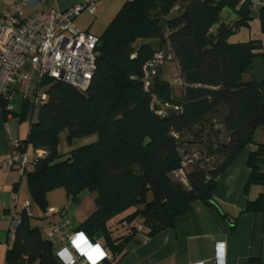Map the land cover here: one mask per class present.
<instances>
[{
	"label": "trees",
	"instance_id": "1",
	"mask_svg": "<svg viewBox=\"0 0 264 264\" xmlns=\"http://www.w3.org/2000/svg\"><path fill=\"white\" fill-rule=\"evenodd\" d=\"M214 1L213 6L202 0H130L97 37L95 71L85 91L45 78L47 100L33 121L28 99L13 113L0 98L4 116L21 122L31 117L22 149L45 152L34 158L25 178L42 219L50 191L64 189L75 203L82 191L93 194L95 210L77 230L102 239L114 261L135 234V221L153 236L173 228L176 217L196 202L220 211L213 199L217 177L255 144L256 130L264 127V82L243 80L253 58H264V46L256 39L230 41L255 13L264 35V6L252 10L250 0ZM223 10L234 16L227 24ZM161 51L177 64L179 97L161 70L144 85L143 67ZM64 132L69 147L95 140L75 146L61 160ZM186 151V156L200 151L210 160L182 168ZM246 164V188L264 186V144H255ZM181 169L183 176L173 178ZM246 211L264 212V194L249 201ZM33 218L34 213L21 214L8 264H57L51 239L33 226ZM229 225L233 228L235 220ZM121 227L124 233L116 236Z\"/></svg>",
	"mask_w": 264,
	"mask_h": 264
},
{
	"label": "crops",
	"instance_id": "2",
	"mask_svg": "<svg viewBox=\"0 0 264 264\" xmlns=\"http://www.w3.org/2000/svg\"><path fill=\"white\" fill-rule=\"evenodd\" d=\"M81 2L82 0H0V15L12 4H18L23 16L28 17L34 13L48 16L52 10L64 11L81 4ZM126 2L128 1L95 0L94 12L92 14L86 11L82 12L73 20V25L79 31L99 37L118 13L112 17L113 12L118 8L121 9ZM260 3L264 6V0H260ZM83 13L88 16L87 24L76 25V20ZM95 22L105 24L99 36L96 35L97 31L93 30ZM233 39L239 40L236 42L256 39L260 40L264 46V35L260 32L258 13L253 15L249 26L237 31L230 41ZM172 62L177 69L176 62ZM28 70H30V66L25 64L19 77ZM162 76L161 72V78ZM243 80L245 82H264L263 57L253 58L251 71L243 76ZM177 87L180 92L177 96L174 94L175 97H179L182 90L180 83ZM11 112L13 111L11 110ZM29 129L30 124L27 126L20 123L18 118L10 114L4 116L0 111V264H8L7 252L11 242L8 241L7 234L13 211L19 210L24 201H29L32 205L24 176L15 170L3 169L2 163L9 157L11 142L25 141ZM94 140L95 137L83 140L81 145ZM254 143L264 144V127L256 130ZM255 144L247 146L217 177L213 199L219 205L220 211L196 202L191 210L176 217L173 228L164 229L153 236H147L140 225L136 226L135 234L125 244L122 253L113 264H214L215 243L218 241L225 243L226 264H264V212L246 211L249 201L253 202L261 194H264V186L250 185L246 188L250 176V169L246 164L247 158L249 153L255 149ZM61 145L60 142L59 152L62 155L68 154L74 148V146L71 148L65 143V150L61 151ZM30 149L34 157L45 156L44 151H34L31 146L27 147V154L30 153ZM87 193V191H82L79 194L78 204L87 197ZM13 195L18 197L16 205L12 200ZM62 203L48 200L47 206L48 209L65 210V215L57 217L59 219L57 224L61 226L67 224L66 232L76 230L89 215H83L79 224L71 227L70 221L67 219L66 206ZM233 220H235V225L231 228L229 221ZM46 221L49 225L52 220L46 219ZM48 231L49 228L46 230L47 234ZM53 238L59 242L57 236ZM100 243L102 246L104 245L102 239H100ZM104 249L109 253L107 248L104 247Z\"/></svg>",
	"mask_w": 264,
	"mask_h": 264
},
{
	"label": "built area",
	"instance_id": "3",
	"mask_svg": "<svg viewBox=\"0 0 264 264\" xmlns=\"http://www.w3.org/2000/svg\"><path fill=\"white\" fill-rule=\"evenodd\" d=\"M252 10H257L260 0H250ZM95 10V0H82L81 4L64 11L52 10L48 16L34 13L24 17L18 4L10 5L0 15V98L7 102V111L11 112L8 103L11 93L21 90L23 99H28L32 109V121L38 109L46 102L47 94L42 81L48 78L61 82L80 91H85L95 71L96 47L99 39L87 32L77 30L73 20L82 12L92 14ZM161 51L143 67V82L145 87L157 75L160 68L172 55ZM25 64L30 70L23 71ZM181 84V82H180ZM168 107V106H167ZM179 108H174L177 111ZM159 115H165L158 111ZM209 162L200 151H194L185 157L182 168L194 164L198 160ZM28 167L27 148L22 149L20 141L10 144L9 157L3 161L2 168L15 170L24 176ZM183 174V169L179 171ZM17 204V195L12 196ZM24 213L32 216L29 201H24L19 210H14L8 229L7 239L12 242L16 228L20 224V216ZM65 210L48 209L44 213L49 223L48 238L57 236L60 247L54 250L55 259L60 264H113L114 259L108 253L100 239L89 237L82 230L65 231L67 224L58 225L57 217L65 215ZM83 233V235H78ZM63 258L58 255L62 250ZM214 264H226L225 243H215Z\"/></svg>",
	"mask_w": 264,
	"mask_h": 264
},
{
	"label": "rangeland",
	"instance_id": "4",
	"mask_svg": "<svg viewBox=\"0 0 264 264\" xmlns=\"http://www.w3.org/2000/svg\"><path fill=\"white\" fill-rule=\"evenodd\" d=\"M126 1H129V0H126ZM0 6H1V3H0ZM119 9L120 8H118V10ZM118 10L113 12L112 17H113V15H115L118 12ZM87 17H88L87 14L83 13V15H81L76 20V25L87 24L86 23L88 20ZM93 25H94L93 30L97 31L96 35L99 36V34L103 31L105 24L103 25L102 23L95 22ZM236 41H239V40L233 39L231 42H236ZM140 43H141L140 41L137 42L136 46H138ZM160 70L163 73L162 79L167 80L171 83V85L173 86L174 94H175V96H177L178 93L180 92V89L177 87L178 84L180 83V79H178V76H176L178 74V70L176 69L172 60L168 59L165 62V64L160 68ZM22 100H23V94H22L21 90H19V91L16 90V91H13L11 93V98H10V101L8 103V106L11 108L13 113H19L20 112V109H21L20 106H21ZM30 119H31V117L28 116L24 121H22V122L19 121V122L29 126L30 121H31ZM261 130H260V132H261ZM65 136H66V132H64L60 135V142L62 144L61 145V151H63V149L65 150V148H64L65 147L64 146ZM84 142H87V141H84ZM81 144H83L82 141H80L79 143H76L74 145V147L77 145H81ZM28 148H29V146H28ZM66 155L67 154L63 155L61 157V160H65ZM27 156H28V167L26 169V175L24 176V179L27 177V174H29L32 171L33 164H34V158H35L32 150L30 151L29 154H27ZM181 176H183V174L179 173L178 176L174 175L173 178H179ZM86 196L87 197L82 201V203L78 204V203L71 201L70 199H66V194H65L64 189H56V190L50 191L47 194L46 201L51 200V201L63 202L62 205H65L66 209H67V219L70 221V224H71L70 226L75 227L79 224V220L83 217V215H86V216L90 215L95 210V204H94V198H93L94 195L87 193ZM31 201H32L31 207H32V210L34 213V218L32 219L33 226L40 227L43 236H45L46 230H47V228H49L48 222L46 221V218L42 219L43 218L42 212L35 206V203L33 202L32 199H31ZM20 208H21V205H20ZM131 211L132 210H129L126 213L114 218L111 222H116L120 218L129 214ZM139 225H140L139 221H135L131 224V226H139ZM115 226L112 224V228H114ZM123 228L124 227H121L119 230L116 231V232H118L116 234V236H120L124 233L125 230ZM51 241L53 243L54 250H58V248L60 247V243L58 242V240L56 238H53Z\"/></svg>",
	"mask_w": 264,
	"mask_h": 264
},
{
	"label": "water",
	"instance_id": "5",
	"mask_svg": "<svg viewBox=\"0 0 264 264\" xmlns=\"http://www.w3.org/2000/svg\"><path fill=\"white\" fill-rule=\"evenodd\" d=\"M202 2L206 5H213V6L217 4V2L214 0H202ZM221 16L225 24L229 23L230 21L234 19V16H232V14L228 10H223ZM186 155H187V151L184 152V156ZM55 261L57 264H60L56 259Z\"/></svg>",
	"mask_w": 264,
	"mask_h": 264
},
{
	"label": "clouds",
	"instance_id": "6",
	"mask_svg": "<svg viewBox=\"0 0 264 264\" xmlns=\"http://www.w3.org/2000/svg\"><path fill=\"white\" fill-rule=\"evenodd\" d=\"M78 235H83V233H80ZM67 251L66 249L65 250H62L61 253H58V255H60L62 258H63V253ZM93 264H95V262H93Z\"/></svg>",
	"mask_w": 264,
	"mask_h": 264
}]
</instances>
